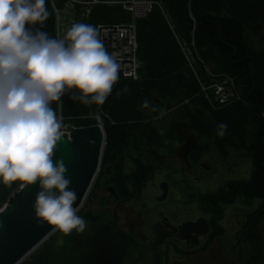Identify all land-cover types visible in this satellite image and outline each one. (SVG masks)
<instances>
[{"label":"trees","instance_id":"trees-1","mask_svg":"<svg viewBox=\"0 0 264 264\" xmlns=\"http://www.w3.org/2000/svg\"><path fill=\"white\" fill-rule=\"evenodd\" d=\"M158 1L162 9L155 4L135 20L136 53L141 62L137 79L119 73V80L103 105L88 106L74 100L77 90L66 92L51 105L63 122L87 125L96 122V114L100 117L104 145L99 169L85 199L102 183L114 185L124 178L142 183L184 140L186 123L197 134L201 149H212L220 156L230 150L246 151L252 156L249 180L229 181L213 194L221 196L223 202L237 196L246 202L262 196L264 201V40L262 49L253 48V38L264 31V0ZM65 2L45 0L48 19L33 30L55 38V8H62ZM73 10L75 20L93 26L132 19L119 3H94L85 16L80 15L81 3H76ZM245 33L251 34L252 39L246 40ZM191 39L204 62L234 78L240 99L219 107L210 105L179 45V41L189 44ZM197 66L200 79L208 81L200 60ZM145 99L158 111L141 110L139 106ZM159 110L166 114L160 117ZM221 122L227 125L223 137L217 135ZM248 137L254 140V148L248 147ZM113 152L115 159L108 161ZM126 159L132 167H125ZM19 183L4 184L0 180V205ZM82 210L79 208L78 215ZM75 232L76 229L67 234L60 231L52 264H70L67 240ZM17 264L28 261L22 259Z\"/></svg>","mask_w":264,"mask_h":264},{"label":"clouds","instance_id":"clouds-1","mask_svg":"<svg viewBox=\"0 0 264 264\" xmlns=\"http://www.w3.org/2000/svg\"><path fill=\"white\" fill-rule=\"evenodd\" d=\"M48 16L45 0H0V180L19 181L21 190L38 184L37 222L67 234L86 225L74 207L67 167L54 159L65 132L51 105L72 90L84 105H103L119 80L120 64L93 25L73 23L63 38L33 30ZM139 107L158 111L147 99ZM226 130L221 122L217 135Z\"/></svg>","mask_w":264,"mask_h":264},{"label":"flooded vegetation","instance_id":"flooded-vegetation-1","mask_svg":"<svg viewBox=\"0 0 264 264\" xmlns=\"http://www.w3.org/2000/svg\"><path fill=\"white\" fill-rule=\"evenodd\" d=\"M183 132L185 137L184 126ZM247 145L256 146L251 137L247 138ZM174 152L175 149L142 183L124 178L121 183H102L94 188L84 199L89 202L80 207L83 210L79 216L85 225L109 223L135 236L143 251L128 264H264L263 197H252L246 202L237 196L223 202L221 196L213 194L229 181L249 180L251 171L247 178L226 179L213 189L197 185L205 167L210 169L215 163L214 155L226 160L231 154H249L230 150L220 156L212 149H201L197 134L196 146L188 151L187 160ZM115 157L116 154L112 159ZM125 163V167H132L129 159ZM156 170L160 176L151 196L159 206L144 212L140 209L142 190ZM167 198L170 202L160 205ZM77 232L67 240L70 264ZM57 243L60 242L56 239Z\"/></svg>","mask_w":264,"mask_h":264},{"label":"water","instance_id":"water-1","mask_svg":"<svg viewBox=\"0 0 264 264\" xmlns=\"http://www.w3.org/2000/svg\"><path fill=\"white\" fill-rule=\"evenodd\" d=\"M245 37L248 41L252 39L249 33H245ZM262 40L263 30L253 38L255 50L262 49ZM183 126L185 139L176 146L174 154L187 160L188 151L196 146V134L188 124ZM64 132L54 159L63 160L66 165L70 188L77 196L74 207H79L99 168L105 134L98 122L78 126L65 124ZM38 191V184L23 190L18 185L0 205V264H17L35 247L27 257L28 264L53 263L58 252L51 234L54 226L37 222L33 205ZM73 246L71 264H128L143 251L132 234L98 221L78 231Z\"/></svg>","mask_w":264,"mask_h":264},{"label":"built area","instance_id":"built-area-1","mask_svg":"<svg viewBox=\"0 0 264 264\" xmlns=\"http://www.w3.org/2000/svg\"><path fill=\"white\" fill-rule=\"evenodd\" d=\"M119 3L124 9L131 14V21L121 23L101 24L95 27L99 30L100 39L103 41L106 50L110 54H115L120 64V75L137 79L141 62L137 57V39H136V23L138 17L144 16L153 5L161 4L158 0H66L62 8H55V38H63L65 32L75 21L74 7L76 3L83 5L81 15L89 12L90 5L93 3ZM182 51L196 76L200 88L204 96L214 105H220L240 97L236 90L234 78L227 73L214 71L211 66L204 62L197 54L194 42H179ZM200 60L203 68L209 76V81L205 82L198 78L194 64ZM58 117H61L58 115ZM64 129H65V124Z\"/></svg>","mask_w":264,"mask_h":264},{"label":"rangeland","instance_id":"rangeland-1","mask_svg":"<svg viewBox=\"0 0 264 264\" xmlns=\"http://www.w3.org/2000/svg\"><path fill=\"white\" fill-rule=\"evenodd\" d=\"M232 157L234 159H232ZM215 163L212 165L210 169H205L201 173V179L200 182L197 184L198 186L206 189H213L218 184L223 182L226 179L230 178H247L251 171L252 166V159L250 155L245 156H237L236 154L231 157H229L226 160H223L222 158H219L218 156L214 155ZM227 165L226 168L223 166ZM159 173L156 170L152 176L151 179L148 180L146 183V186L142 190L141 194V204L140 209H142L144 212H146L147 209H151L152 207H157L159 204L157 201L153 198L154 187H157V181H159ZM152 188V191H151ZM149 189V192H147ZM89 201L82 202L81 205H85ZM170 202V199L167 198L165 202L161 203L160 205L164 206L165 204H168ZM82 207V206H80ZM52 235H54V240L58 241L60 238V231L54 230L51 232ZM47 239V238H46ZM45 239V240H46ZM44 240V241H45ZM36 247L30 252L32 253ZM29 253V254H30ZM27 254L23 259H27Z\"/></svg>","mask_w":264,"mask_h":264}]
</instances>
